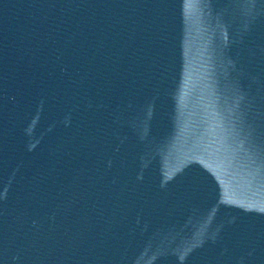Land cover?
Returning <instances> with one entry per match:
<instances>
[{"label": "water", "instance_id": "water-1", "mask_svg": "<svg viewBox=\"0 0 264 264\" xmlns=\"http://www.w3.org/2000/svg\"><path fill=\"white\" fill-rule=\"evenodd\" d=\"M0 264H264V0H0Z\"/></svg>", "mask_w": 264, "mask_h": 264}]
</instances>
